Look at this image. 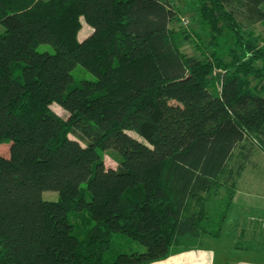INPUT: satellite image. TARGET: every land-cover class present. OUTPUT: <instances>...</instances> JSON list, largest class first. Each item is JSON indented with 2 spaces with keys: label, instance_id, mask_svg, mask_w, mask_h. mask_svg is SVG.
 I'll return each instance as SVG.
<instances>
[{
  "label": "trees",
  "instance_id": "trees-1",
  "mask_svg": "<svg viewBox=\"0 0 264 264\" xmlns=\"http://www.w3.org/2000/svg\"><path fill=\"white\" fill-rule=\"evenodd\" d=\"M195 8L200 57L180 49L173 0H0V264H153L221 237L264 151V46L246 32L264 0Z\"/></svg>",
  "mask_w": 264,
  "mask_h": 264
},
{
  "label": "crops",
  "instance_id": "crops-1",
  "mask_svg": "<svg viewBox=\"0 0 264 264\" xmlns=\"http://www.w3.org/2000/svg\"><path fill=\"white\" fill-rule=\"evenodd\" d=\"M255 151L237 176L221 237L191 238L196 242L174 248L166 259L153 264H264V177L248 173L250 166L264 170V161L251 160Z\"/></svg>",
  "mask_w": 264,
  "mask_h": 264
},
{
  "label": "rangeland",
  "instance_id": "rangeland-1",
  "mask_svg": "<svg viewBox=\"0 0 264 264\" xmlns=\"http://www.w3.org/2000/svg\"><path fill=\"white\" fill-rule=\"evenodd\" d=\"M174 7L178 11V21L172 25V28L179 33H183L186 35H189V39H184L181 42V51L187 55L190 56H201V50L197 48L200 44V39L195 35V33L201 35V39L207 40L206 38V33H203L200 24H199V17L198 13L196 12L195 4L196 0H173ZM82 22V27L77 35V39L79 41L83 40L88 33L90 32L91 28L83 21ZM245 26H247L246 23H243ZM4 28L0 26V32H3ZM195 32V33H194ZM247 33H251L253 36H256L258 40L260 41L261 46H264V22L263 23H256L253 25H250L248 28H246ZM197 45V46H196ZM37 51L39 52H52V48L48 44H41L37 46ZM73 78L76 82H79L81 80H95V78L86 70L82 69L80 66H77L75 69L72 71ZM51 109L61 118L65 119L68 114L66 111H64L60 106L57 104H52ZM130 134L133 135V137H137L133 132ZM7 144H4L3 146L0 147V152L6 154L7 153ZM255 162H263L264 161V154L262 151H260L258 148H256V151L253 155V158L251 159ZM104 164L105 166L108 167H116L117 162L115 159V156L112 153H105L104 154ZM248 173L254 174V177H264V170L263 169H256L253 166H250ZM83 187L85 185L83 184ZM223 195V194H222ZM221 195V198H222ZM42 199L46 201H56L58 199L57 192L54 191H43L42 192ZM221 201V200H220ZM215 201H212V203L209 205V210L210 211H215ZM72 218V217H71ZM73 222V218L71 219ZM94 223L91 224V226ZM186 239H189V241H186ZM182 241V244L180 245L181 248L182 246H185L187 244H191L196 242L195 240H192L191 238H186ZM113 243H114V248L118 251H125V252H131V251H137V252H142L144 248L140 246L137 243L129 244L125 246L123 244V240L121 236L114 237L113 238ZM175 250V249H173ZM245 252L249 250H244Z\"/></svg>",
  "mask_w": 264,
  "mask_h": 264
}]
</instances>
